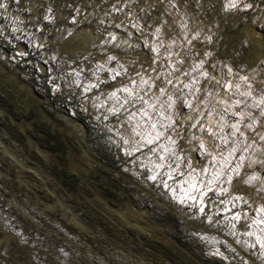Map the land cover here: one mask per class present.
<instances>
[{"label":"rangeland","instance_id":"1","mask_svg":"<svg viewBox=\"0 0 264 264\" xmlns=\"http://www.w3.org/2000/svg\"><path fill=\"white\" fill-rule=\"evenodd\" d=\"M128 5L134 8L132 2ZM129 11L128 7L125 11L123 7L110 10L117 17L125 16V20H120L117 29L112 27L113 32L102 35V39L99 36L104 30L98 35L83 31L77 36V46L82 44L89 48L93 45L97 53H89L86 62H76L78 67L73 68L69 59H76V55L68 52L75 48L74 44L65 47L54 44L53 51L58 53L53 52L47 43L39 46L35 35L7 9V0H0V49L3 48V53L0 50L3 70H0V81L7 78L6 74L16 79L12 72L15 75L18 72L13 68L21 62L20 66L25 67L19 71L23 84L17 85L7 78L10 87L14 83L25 93L38 92L43 97H53L62 90V96L71 95L74 98L71 101L75 103L73 105L69 98L56 96L65 102L55 105L62 108L60 115L42 96L26 95V99L22 98L25 104L23 110L16 108L23 104H9L14 107L0 103V121L6 124L9 131L8 136H4L5 133L0 130V164L6 172L3 179L13 184L18 179L33 182L35 166L37 186L34 193L44 192L45 187L51 194H56L55 198L64 205H60L64 210L68 211L66 207L69 203L71 209L84 210L83 200L87 194L80 184L88 177H97L100 181L104 177V172H99L97 176L95 169L101 157L94 153L95 143L98 142L102 155L112 162L117 160L116 167L112 164L111 169L118 171L121 168L123 171L121 187L124 188V196L110 211L117 225L128 232L137 233L139 229L146 231L160 222H155L153 215L142 212L143 204L138 207L143 195L137 193L135 185L146 192L144 196L164 203L167 201L175 208L177 212L171 220L182 227L186 240L196 246L195 256L200 261H194L190 249L184 254L193 264H250L249 259L254 264H264V97L255 83L249 81L247 85L241 84L239 75L233 74V78L230 77L232 83L227 84L225 81L230 76L224 69L227 62L218 60L219 57L225 59L231 53H253L260 50V43L252 41L247 34L243 36L244 44L239 45V39L233 36L229 48H217L214 51L216 55L212 58L208 56L209 62L203 68V64L192 61L193 57L187 63L182 57L189 54L193 40L197 38L196 32L215 38L213 31L192 21L191 24H180V30L176 28L172 32L167 30L170 27L163 25L152 34L148 31L153 23L148 18L150 14L144 12V15L138 16L134 9L130 14ZM186 15L189 20L196 18L195 13L187 12ZM138 17L144 19L139 20ZM209 17L213 23H218L213 14L209 13ZM227 18L223 17V21ZM145 19L149 24H144ZM261 23H264V13L259 14L253 22L254 25ZM102 25L107 27L108 24ZM260 32L264 38V29L261 28ZM191 42L192 45H189ZM15 43L20 45V49L15 50ZM116 50L121 52V57H107V52ZM134 56H137L139 66H135L132 60ZM90 59L104 62L89 64ZM204 70L209 72V76L203 74ZM212 74L215 76L212 77ZM253 74H248L251 80ZM113 84L112 90H107L108 85ZM71 107L77 108L79 117L75 116L78 121L70 120L73 109L70 111L67 108ZM178 111L181 115H178ZM28 113L35 118L33 122L26 118ZM35 138L37 140L33 141ZM13 139H23L25 144H15ZM61 144L66 146L70 162L68 167L61 161L58 152L51 150ZM113 155L116 156L114 159ZM101 158L105 159L104 156ZM49 165L65 168L68 174L75 173L80 179L79 187L66 185L62 192L61 188L55 186V180L44 181L48 177ZM13 169L17 178L10 180ZM177 175L184 176L176 180L175 184L180 183L178 187L165 183L168 177ZM104 184L111 187L114 181L106 178ZM169 191L178 198L180 195L191 198L204 194L207 196L205 200L209 199V205L201 214L194 206L177 205ZM212 191L214 194L208 195ZM239 191L245 194L233 195ZM97 192L91 203L94 210L107 205L104 186L101 190L98 188ZM147 194H152L154 198ZM199 202L204 203V199ZM19 208L20 203L16 202L13 209ZM156 208L162 210V206ZM2 213L0 209V219L7 228L19 226ZM234 213L237 215L233 218ZM82 214L84 216V212ZM94 216L95 212L90 209V217ZM80 217L81 212L75 210L72 223L85 228V217ZM234 219L236 222H233ZM251 224H254V230L247 231ZM194 230L195 233H191ZM232 230L240 233L233 237L230 233ZM203 233L211 235L205 236ZM169 234L170 231L165 229L160 232L150 230L151 237L158 235L165 239ZM80 252L89 254L87 250ZM57 261L65 264L66 258L57 256ZM118 261L126 264L121 258ZM34 262L41 264L37 259ZM0 264L4 262L0 260ZM140 264L150 263L144 260Z\"/></svg>","mask_w":264,"mask_h":264},{"label":"trees","instance_id":"2","mask_svg":"<svg viewBox=\"0 0 264 264\" xmlns=\"http://www.w3.org/2000/svg\"><path fill=\"white\" fill-rule=\"evenodd\" d=\"M14 1L11 0V3ZM16 1V8L21 13L24 21H27L25 24L32 27L34 32H38L47 41V45L52 51L54 44L59 47L74 44L75 48L68 53L76 55V59L78 60L84 59L87 53H97V50L93 48V45L89 46V48L82 44L77 46L75 44L77 36L83 31H87L90 35H98L99 32H103L104 30V33H101V36H99L100 39H102V35L110 34V26H116L117 22L122 19L112 14L110 10L114 11L122 5L126 6L129 2V0ZM134 1L136 4L133 7H135L136 12L141 13V8L145 7L144 4L146 2L156 5V3H163L166 0H156L155 2H151V0ZM176 2L179 6H184L190 12L193 11L196 14V21L215 34V38L205 34L208 38V46L203 42L191 44V53H199L198 49L204 45L205 49L211 53L212 58L216 55L214 51L217 48L219 50L222 47L229 48L228 45L231 37L236 36L239 39V45H242L244 44L243 36L248 34L252 41L256 40L260 43V50H255L253 53H231L227 54L225 59L219 57L218 60L220 62L225 60L228 65L227 69L239 74L241 77L255 70L262 71L264 69V41L258 25L253 24L254 18L258 16L257 11H253V8H251L247 12L235 11L226 14L222 12V0H176ZM159 11L156 9V6H153L151 18L158 15ZM201 12L203 13L202 17H200ZM209 13L218 19V23L212 22ZM103 16H108L112 21ZM225 16L226 18L228 16V18L223 21V17ZM103 18L105 21L102 20ZM107 21L111 22V25L108 23L107 27H103L102 24H107ZM246 50H249V48ZM53 52L58 53L57 51ZM236 54L239 55L236 56ZM116 56L120 55L116 53ZM23 68L25 67L14 65L13 70L18 72L17 75H15V72L10 71L16 79L8 74H6V77L16 82L17 85L18 83L23 84L19 73ZM0 70H2L1 66ZM7 78L4 80L1 78L0 81V103L2 105L14 106L9 104H16L22 106L23 104L20 108L14 106L17 109L23 110L25 109V104L22 98L26 99V95H35L41 98L42 95L40 93H34L33 91L31 94L29 92L25 93L22 89L19 90L18 86L14 83H12L13 87H10V83L6 82ZM36 78L39 77L36 76ZM261 79L262 76L260 77ZM58 95H60L59 98L65 97L66 99L69 98L70 101L74 100L71 95L65 94L62 96L61 92L55 93L53 97L42 96V98L48 100L49 106L54 107V112L60 115L63 113L62 108L55 105H63L65 102L56 98ZM71 103L75 105L73 101ZM67 109H71L70 111L73 109L70 120L78 121L79 119L76 117L78 116L77 108L71 107ZM65 113L68 114L67 112ZM4 118H7V116H4ZM26 118L31 122L35 120L29 113ZM0 130L5 133L4 136H8V128L1 121ZM20 131L23 132L22 129ZM86 132L90 134L88 131ZM12 133H14V129ZM36 140L37 138L33 139V141ZM12 142L15 144H25L23 139H13ZM42 147L45 148V146ZM95 148L94 153L105 157V159L100 157L95 167L97 176H99V172H104V177L103 181H100L97 177H88L80 184L87 194L83 200L84 210L76 207L75 209H71L70 203L68 207L65 206L68 208V211L64 210L61 207L64 205L59 203L55 198L56 194H51L45 187L43 189L44 192L40 194L34 193V189L37 186L35 185V166L32 171L33 182L27 179H18L17 183L13 184L7 183L3 179L5 170L0 164V207L4 211V214H9L13 218V221L19 224L18 227H15V230L20 232L25 238L24 241L20 240L13 232L6 230L3 224L0 223V260L5 264H33V259L38 257L43 258V263L45 264H62V262L57 261V256L62 258L63 255L66 258L65 264H122L118 261V258L124 260L126 264H140L144 260H147L150 264H193V262L184 257L187 249H190L192 250L191 254L194 261H200L195 256L196 246L186 240V236L183 235L186 232L182 230V227L171 220L177 211L168 202L164 203L144 196L146 192L140 187L134 185L137 193L143 195L138 207L140 204H143L142 211L153 215L156 219L155 222H160L151 225L149 230L144 231L139 229L137 233L128 232L124 227L117 225L116 219L111 215L110 211L117 204L119 198L124 196V188L121 187V184H123L121 182L123 171L121 168L118 171L111 169L112 164L116 167L117 160L112 162L108 157L102 155L103 151H101L98 142L95 143ZM51 150L57 151L61 157V161L68 167L70 162L67 157L65 144L58 145ZM115 157L113 155L112 159ZM47 169L48 177L44 181H47V179L50 181L55 180V186L61 188L62 192H64L66 185L71 188L74 185L79 187L80 179L75 173L68 174L65 168L59 169L58 165H49ZM13 171L9 175L10 180L13 177L17 178L15 169ZM52 175L55 178H50ZM106 178L114 181V185L110 187L104 184ZM26 185L33 189H28ZM103 186L107 205H101L94 210L91 207V203L98 194L97 189L100 188L101 190ZM147 195L153 197L152 194ZM62 201H66V199ZM16 202L20 203L19 210L13 209ZM58 205L59 208H57ZM161 206L162 210L156 208ZM90 209L95 212L93 218L90 217ZM75 210L81 212L80 218L84 219L85 217V228L76 227L72 223L71 218L75 215ZM82 212H84V216ZM167 222L171 223L167 225ZM44 223L51 230L45 227ZM161 229L170 231V234L165 239L159 238L158 235L156 237L150 236V230L160 232ZM80 250H87L89 254L83 255ZM61 251L64 254L60 255ZM180 251H182V254H179ZM205 263L207 262H202V264Z\"/></svg>","mask_w":264,"mask_h":264},{"label":"clouds","instance_id":"3","mask_svg":"<svg viewBox=\"0 0 264 264\" xmlns=\"http://www.w3.org/2000/svg\"><path fill=\"white\" fill-rule=\"evenodd\" d=\"M155 2L156 0H151V2ZM223 1V0H222ZM129 2H132V4L133 5H135L136 3H135V1L134 0H129ZM128 2V3H129ZM128 3H127V5L126 6H124V5H122L121 6V8L123 7L124 8V11H125V9H127V7L128 8H131V6L130 5H128ZM223 3H224V6H223V4H222V12L223 13H233V12H235V11H241V12H247L248 10H250L251 8H253V11H257V13H258V15L259 14H261V13H264V0H261V2H258L257 0H224L223 1ZM227 3V4H226ZM16 4H17V1L15 0L13 3H11V0H7V9L8 10H10L11 11V13L15 16V17H19L21 20H22V24L23 25H25L26 27H27V29H28V31H30L32 34H34L35 35V37H36V39H37V42H38V45L39 46H44V44H46L47 43V41L45 40V39H43L39 34H38V32H34V30L32 29V27H29L28 25H26L25 24V22H27V21H24V19L22 18V16H21V13L19 12V10L16 8ZM145 5V7H143V8H141V13L139 12H136V9H135V7L134 8H132L130 11H129V14L133 11V9H134V11L136 12V13H138V16H140V14H142V15H144V12L145 13H147V14H150V16L148 17L151 21H153V23H151V25H152V29L151 30H148L149 32H151L152 34L154 33V32H156V30L157 29H159V28H161L163 25H165V26H167V27H170V28H167V30H169L170 32H172L174 29H176V28H178L179 30H180V28H179V25L180 24H188V23H192V21H193V23H199V22H197L196 21V19H193V18H191L190 20H189V18L187 17V12H189V13H194L193 11L192 12H190L187 8H185L184 6H179L178 4H177V2H176V0H171V1H168V0H166V1H164L163 3H156V5H152V4H150V3H145L144 4ZM153 6H156V9L159 11V14L158 15H156V16H153L152 18H151V13H152V11H153ZM142 9H143V11H142ZM126 15V14H125ZM103 17H107L108 19H110L108 16H103ZM258 17V16H257ZM256 17V18H257ZM125 18V16L124 17H122V19L123 20H125L124 19ZM139 18V20H142V19H144L143 17H138ZM256 18H254V20L256 19ZM122 19H120V20H122ZM156 19H157V21H156ZM111 20V19H110ZM120 20L117 22V24L120 22ZM146 20V19H145ZM103 21H105L104 20V18H103ZM112 21V20H111ZM108 23H110V25H111V22H108L107 21V24ZM155 23V24H154ZM105 24V23H104ZM144 24H149V21L148 20H146V22L144 23ZM106 25V24H105ZM154 25H156V26H154ZM26 27H23L24 29H25V31L24 32H27L26 31ZM112 27H114L115 29H117V25L115 26V25H111L110 26V29H112ZM140 28H142V27H140ZM258 28H259V30L261 29V28H263L264 29V23L262 24H259L258 25ZM111 32H113V31H111L110 30V32L109 33H111ZM201 33H203V32H201ZM196 35H197V38L195 39V40H193V42L194 43H199V42H203L204 44H207V37H206V35L205 34H203V35H201L200 33H195ZM263 39V41H264V38H262ZM209 43V42H208ZM192 44V42L189 44V45H191ZM188 45V46H189ZM20 45L19 44H16L15 43V45H14V48L16 47V48H18V49H20V47H19ZM207 46H208V44H207ZM16 48H15V50H16ZM1 50V52L3 53V48H1L0 49ZM198 51H199V53H191V50H190V52H189V54L187 55V56H184V57H182L183 58V61L185 62V63H187V62H189V58L192 60L193 58V62L194 63H201V64H203V68H204V65L206 64V62L208 63L209 61V59H207V57L208 56H210L211 57V53H209L206 49H205V47H204V45H203V47L202 48H199L198 49ZM203 52H206L205 54L203 53ZM4 53H6V52H4ZM108 54H107V57H115V58H117V57H121V56H116V53L117 54H119V55H121L120 53V51H118V50H116V51H110V52H107ZM134 53H137V52H134ZM89 53H87L86 54V56H85V58L87 57V55H88ZM193 57V58H192ZM85 58L84 59H82V60H78V59H74V58H72V60H70L69 59V61H70V63L72 64V67L74 68V67H78V64L77 63H84V62H86L85 61ZM198 58V59H197ZM106 59V58H105ZM22 62H25L24 60H22V59H20ZM132 60L133 61H135V66H139V62H138V60H137V56H134V58H132ZM90 62H89V64H92V63H94L95 61H93V60H89ZM77 62V63H76ZM104 62V61H103ZM103 62H99V61H97V62H95V63H100V64H103ZM222 63V62H221ZM20 64H22L21 62L19 63V64H17L18 66H20ZM145 66V65H144ZM21 67V66H20ZM86 68H89L88 67V65H86L85 66ZM146 67H148L147 65H146ZM227 67H228V65H224V69H225V71L228 73V74H230V76L226 79V81L225 82H227V84H231L232 83V80H231V78L230 77H232L233 78V74H236V75H239V74H237V73H235V72H231V71H229L228 69H227ZM140 71V73H142V70L140 69L139 70ZM243 71V70H242ZM209 73V72H208ZM208 73L204 70V73L203 74H205L206 76H209L208 75ZM254 74H253V80H251V78H249L248 77V74L249 73H247V74H244V76L243 77H241L240 75H239V82H241V84H245V85H247V84H249L250 82H253V83H255L256 84V86H258V91L260 92V94H262V96L264 97V69L261 71V70H255L254 72H253ZM263 74V75H262ZM130 75H131V73H130ZM215 75L214 74H212V77H214ZM262 76V79L260 80V77ZM256 80V82H254ZM250 81V82H249ZM122 84V83H121ZM240 84V85H241ZM236 85H239V84H236ZM114 87V84L113 85H108V87H107V90H112V88ZM127 88H128V86H127ZM261 90H263V92H261ZM66 91V90H65ZM57 92H61V90L60 91H57ZM56 92V93H57ZM92 95H93V93H92ZM175 111H176V108H175ZM85 112H86V110H85ZM89 113V112H88ZM90 114V113H89ZM178 115H181V113L178 111ZM196 159V158H195ZM181 175H177L176 176V178L174 177V178H170V177H168L167 179H166V184H174L175 185V187H178L179 186V184L180 183H177V184H175L176 182L175 181H172V182H169V179H178L179 177H180ZM250 176V175H249ZM250 178V177H249ZM248 178V179H249ZM252 178V177H251ZM166 189H168V187H166ZM207 191H209V189H207ZM169 194H170V196L172 197V198H175V199H173L174 201H175V203L177 204V205H180V206H183V207H192V206H194V207H196L197 209H199V212L201 213V214H203V213H205V209L207 208V206L209 205V202H208V200L209 199H207V200H205V198L207 197L206 195H204V194H196V195H194V196H192L191 198H187L186 196H184V195H180V197L178 198V196H176V195H174L173 193H171L170 191H169ZM239 194H241V195H243V194H245V192L244 191H239V193L237 194H233V195H239ZM199 195H203V196H199ZM199 197H200V200L199 201H202V199H204V203H201V202H199L198 201V199H199ZM204 197V198H203ZM167 202V201H166ZM187 203H188V206H186L187 205ZM175 207L177 208V209H179L176 205H175ZM0 209L2 210V208L0 207ZM175 209V208H174ZM243 211H245L244 209H243ZM2 214L4 215V216H9V217H11L9 214H4V211L2 210ZM143 212V211H142ZM235 215H237V213H234L232 216H233V218L235 217ZM13 219V218H12ZM255 219H257V218H255ZM255 219H253V220H255ZM233 222H236L235 221V219H234V221ZM0 223L1 224H3V226L5 227V229L6 230H8V231H11V232H13L20 240H22V241H24L25 240V238H24V236L20 233V232H18V231H16L15 230V227H13V228H7L5 225H4V223H3V221L0 219ZM239 223H236V225H238ZM252 225L253 224H251V226L249 225L248 226V228L250 227V230H251V228H252ZM257 228V227H256ZM201 230V228L198 230V233H199V231ZM233 231V230H232ZM232 231L230 232L231 233V235L233 236V237H236L237 236V234H239L240 232H237V231H233V233H232ZM191 233H195V230L194 231H191ZM205 236H210L211 234H205V233H203ZM20 236H21V238H20ZM192 241H194V239H193V237H192ZM34 259H37V260H39L40 261V263L41 264H45V263H43V261H44V259L43 258H38V257H36V258H34ZM34 259H33V264H36L35 262H34ZM249 261V263L250 264H254V262H252L250 259L248 260ZM5 264V263H4ZM62 264H64V263H62Z\"/></svg>","mask_w":264,"mask_h":264},{"label":"bare ground","instance_id":"4","mask_svg":"<svg viewBox=\"0 0 264 264\" xmlns=\"http://www.w3.org/2000/svg\"><path fill=\"white\" fill-rule=\"evenodd\" d=\"M120 95V94H119ZM122 96V95H121ZM112 100V99H111ZM107 102H109V101H107ZM110 103V102H109ZM121 109H123V108H121ZM126 109V108H125ZM122 111V110H121ZM130 112V111H129ZM123 113V112H122ZM149 149L151 148V146H149L148 147ZM146 151V150H145ZM179 170H181L182 168H178ZM173 171V170H172ZM182 177H184V176H180L178 179H180V178H182ZM176 178V177H175ZM178 179H169V182H172V181H175L176 182V180H178ZM198 182H199V180H198ZM163 183V182H162ZM161 183V184H162ZM192 183V182H191ZM196 183V182H195ZM219 184V183H218ZM174 185V184H173ZM184 185H185V183H184ZM168 186V185H167ZM198 186V185H197ZM224 187H225V185H224ZM204 188V187H203ZM213 188V187H212ZM204 190V189H203ZM211 190V189H210ZM208 192V191H207ZM166 193V192H165ZM195 194H196V192H195ZM214 194V192L212 191V192H209L208 193V195H213ZM244 207V206H243ZM195 209H197V208H195ZM222 212V211H221ZM227 215V214H226ZM228 217V216H227ZM222 219V218H221ZM228 221V220H227ZM254 227V224L252 225V228ZM256 227V226H255ZM251 228V229H252ZM250 230V227H249V229H247V231H249ZM252 230H254V228L252 229ZM251 230V231H252ZM259 230V229H258ZM253 239V238H252ZM257 249V248H256Z\"/></svg>","mask_w":264,"mask_h":264}]
</instances>
